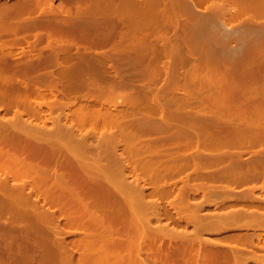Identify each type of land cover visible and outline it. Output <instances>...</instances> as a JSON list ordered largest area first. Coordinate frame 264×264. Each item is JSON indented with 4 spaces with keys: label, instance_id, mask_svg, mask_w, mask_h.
I'll list each match as a JSON object with an SVG mask.
<instances>
[{
    "label": "rangeland",
    "instance_id": "374dc122",
    "mask_svg": "<svg viewBox=\"0 0 264 264\" xmlns=\"http://www.w3.org/2000/svg\"><path fill=\"white\" fill-rule=\"evenodd\" d=\"M21 1L22 0H0V7L1 4L2 6L4 5L3 8H5V4H18ZM40 1V5L35 6L33 11L30 10L28 13H24V15H22L23 18L21 19L24 20V23L23 20H21L20 22H16L17 25L14 23L15 20L9 17L10 20L13 21L11 23V21L7 18L9 15H11V13V16L14 15L13 11H10V13L8 12L9 10H4L6 12V20L3 21V19H0L2 21V23L0 21V28L2 27V24L8 25L9 21V24L11 23L12 26L14 24L19 27L25 24L27 25V28L30 27L29 23L35 22L37 21V19L39 23L38 21L35 22L36 24H38L34 25L33 29L31 27L29 29L21 28V26L16 32L14 30H1L2 28L9 29V25V27H2L0 29V44L1 41L4 42L2 44H4L5 47L6 45L8 46L11 44L10 46L12 48L10 49H13L12 51L8 49L9 46L6 47V49L9 51L8 57L10 56L11 52H13L14 58L18 61L22 60L21 58H23V60H25L26 62L31 58L33 62H35L34 60L38 58V60L36 59L37 61H41L42 63L44 61L45 64L48 61L51 62L50 60H55V58H52L55 55V49L53 48L55 47L56 50L58 48V51H60L59 48L61 49L60 46L63 45L62 43H65L64 40H69L71 42H66H69L70 46H66L65 44H69L65 43L63 46H66V48L62 47L64 48V51L60 52H66L67 55L69 54L70 56L73 54L74 57H70L68 55V57L66 56V58L70 57L69 60L67 61L66 58H64L65 61H62L63 54L58 52L59 55H62L59 56L61 58L57 57L60 59L57 60L58 64L53 62V64L50 66H47L46 64L44 66L40 62L41 64L39 65L38 69L37 67L36 69H34L36 70V73L34 72V70L31 71V76L30 74H25L24 71H20V73L25 74L27 77L22 74L19 75V73L17 72L21 70V68H23V66H21V63L23 61L18 64V62L15 60L18 66H20L19 70L17 69L16 71L17 74H14L15 79H11V76H13L12 73L9 77L10 71H14V69L12 68L9 69V72L7 73L8 76L5 75L8 69L4 70L5 73L3 74L8 77L6 79L8 80V82H10L9 80H11V82H15H12L13 85H18L19 89H14V92L18 90V95H15V101H17V97L20 102L18 101L19 104L17 105L12 103L10 107H8L5 103H0V107L2 108L0 110V114H4V121L9 120L11 123H13V120H15L16 116V119H18V114H23L24 117L20 120L21 123H19V119L17 121L15 120L16 122L13 123V125L15 124V127L13 126L15 129L10 125V127L13 128H10V130L13 134H15L16 132L19 136L24 137V139L26 138L25 141L27 143L31 141L32 138L34 144L37 143L35 147L42 144L41 146L44 148L43 149L40 146V148L37 146L39 149L35 148L34 146H32L33 142H29L28 146L25 143V151L26 149L28 151H32L33 149H43L42 151H44L45 145L47 150V141L49 140L51 142L54 141L53 146L55 144V151L63 147V149L59 150H62L61 152L63 154L64 152H68L69 154L70 152H72L73 149L71 150V147L74 145L73 147L75 149L73 150V153H75L80 158L82 163H89V166L85 171L81 170V173H86L85 177L89 176V179L86 178L84 179L85 181H83V177H81L82 179L80 178V176L83 174L74 173L79 172V168V171L76 168H74L73 171L72 166L68 165V168H66L65 165L63 166V168L65 167V170H62L66 173L67 171H69V173L67 175L63 172L64 176L62 175L61 177H64L66 180L59 178L61 175L59 173V170L61 173L62 170L60 167H58L60 168L58 169V172L55 169L57 172V177L59 176L58 178H56L58 179V181H55L56 172H52L55 174V176L52 175L53 177H50V179L45 182L46 184H44V187L42 185V191L40 190V193L38 192L36 194L34 192L35 187L33 188V186H31L34 189L33 193L32 188L29 190L27 189L29 192L31 190V193L33 195L35 194V196H33L30 193L31 197L33 196V202H37V199L39 198V196H41L39 198V201L37 202L40 203L39 205L41 206H38L35 202L34 203L36 204L37 209H40V207H42V212H44L43 210H45L47 211L46 214L50 213V216H47L51 217L49 218L51 219V221L46 216L47 219H44L48 221L41 219L42 221L40 220V223L39 221L38 223L35 222L37 224L36 226H40L41 229H39V227H36L35 223L31 221H27L28 223L31 222L30 224H27L26 221L20 222L19 220H17V222L15 219V221L13 222V220L10 219L12 216H10L9 214L0 216V264H115L112 261L110 262L111 259H114V255L111 258H108L107 256L108 260H105L103 258L105 256L102 257V261L98 259H92L93 256L95 258L97 253L100 254V250L98 251L99 248H92L88 244L90 243V239L94 238L93 235L97 230L96 228H98L97 232L103 231V234H105L104 239H106L105 237L107 235L109 236L111 232H113L114 234L118 232L119 234V232L125 227V225L126 228H124L122 231H124L125 233V229H128L127 226L129 225V230H127L128 234L126 233L127 236L129 235L128 237L126 236L128 240L131 235L132 238L135 236L137 230L136 228L141 229L145 226L144 228L146 229V231L144 228H142L144 229L145 233L142 232L143 235L138 236L142 237L140 238V241L137 239V236L136 238L134 237L135 239L130 238V240H135V244L138 240V248L137 245H135V249H139L138 251L140 252H138L137 254V251L135 252V249L133 250L137 255L141 253L140 257L142 259H149L148 262L145 259L140 263L157 264L158 261H153V263L152 260L150 261L153 254L151 252L152 247H150L151 243L148 244V241L153 242L152 244L154 245L155 242L152 239L155 238L154 236L157 235L158 237L159 234H161L160 237H163L164 239L162 238V242H158V245H154L155 249L156 247L158 248L159 245H161L162 249H164L165 247V249H167V247L173 248V244H178L180 243V241L182 242V240L179 241V239H177L176 237H174L176 240H173L171 236L170 240L168 237L166 238V236H168V231H166L167 229L165 227L168 224L167 222H169L173 227L171 228L168 226V229L172 230L175 228L176 230L178 228L179 231L176 230L178 232H181L183 230L181 232L183 233L185 230V232L189 231L188 233L191 234V230L193 231V229L196 227L195 223L194 226L193 224H191L193 223L192 221H190L191 218L189 219L190 215H192L193 208H197V210L194 209L195 212L199 211L200 208L199 212L202 211V213H209L214 215V211L216 212L217 209L221 212H223L225 209L226 212L228 211L227 209L231 210L234 208V206L240 205L238 203L234 205L232 202L233 187L231 183H228L227 181H224L222 179L216 180L209 178L208 180L206 179V176L205 178L202 177L204 178L202 180V178H199V176L193 175L195 174V168H198L200 170V173H202L203 175L214 173L217 169L216 164H198L200 162L199 154L212 156L216 153L229 154L233 153L234 151H243L242 156L247 157V154L255 147H264V143H250L244 145V147L242 148L229 144L223 145L220 139L238 134L239 129H245L246 133L248 134L252 132V134H254L255 131L260 130L264 131V117L263 119L259 120L254 113L256 109L254 100L256 98L255 95L257 93V89L263 88L264 86V66H259L256 68L255 66H253V68L249 69H235L226 67L222 70H211L208 67L199 69L197 67V64L199 62L212 60L210 59V57L214 56L212 55L214 53L242 52L245 54H264V15L255 17L253 11L255 5H264V0H155V4L150 1L152 2V5L147 3L148 0H146V2L144 0H137V4L144 1L142 7H144L146 3L147 5H150L151 8L149 6H145L143 10L146 7H149L152 11L149 9V11L151 12H147L149 15L148 16L145 12V10H148V8L144 11L142 10V12H145L146 14L144 16V13H142L139 8L140 5L139 7L135 5L139 8V11L138 8L135 9L136 7L130 4V6L133 7V11L136 10L137 12L138 10L139 13L141 12V17L143 18L144 16L143 19H146L148 16V18L144 20L145 22L142 20V18H137L139 20L135 19L137 20L136 23L134 22V19L133 21L128 17L127 18L131 21H125L126 15L129 13L127 11L125 17L122 15V18L120 17V14L117 13V10H115V16H112L109 13L108 15L102 14L103 16L97 13L99 14V16L97 17L96 13H86V16L85 13L80 12L81 10H79V8L83 6L82 3L84 4V7H86V3H88L87 6L89 7L90 3L93 4L91 0L89 2H86L88 0H52L53 2L51 0ZM226 3H228L227 6L225 5ZM79 4H81V7ZM60 5L63 6L61 7ZM222 5L224 6V8L227 7L225 8L227 9L226 12L224 10L222 11ZM53 10L54 12H52ZM120 11L121 10H118V12ZM238 12L240 14H238L239 16L237 15V17H230L232 14L234 15ZM80 13H83L84 15ZM131 13H129V15H131ZM116 14H118L119 17ZM89 15H91L93 19ZM43 18L44 20L49 18V20L47 19L45 21H42ZM117 18L120 19L117 20ZM50 19L52 21L55 20L53 21L54 24L51 23L52 21H50ZM63 20H65V25H63ZM49 21V26H47V23L45 22ZM56 22L57 24L61 22L62 26H67L65 30H67L68 28L69 30H72L73 27L70 28L68 26L69 24H72L73 26L75 25L73 31L75 30L76 32L77 30V33L81 32L82 30L80 29V31L78 32V29L80 28L79 25L81 24V26L83 25L82 32L89 30V32L87 33L89 34L91 32V35L95 36L96 38L89 35L90 38H92L91 40L93 41L91 42L89 41V36L85 34V32H83L82 35L79 36L81 33L78 35L77 33L75 34L73 33V31L69 32L68 30V34H70L71 32L72 33L67 37L68 34H65L66 31L64 30L65 33L62 32L63 35H61L62 37H64H58H61L64 40L63 42L58 44L60 41L57 37L51 36L52 38H49V36H47V28L54 27ZM131 22L133 24H131ZM38 25L41 27H44L45 25L47 28H40ZM76 25L77 27L79 26L78 29H75ZM146 28H150L149 32L145 31ZM93 32H97V36L101 33L105 34H103L104 36H102L101 34L102 37H97L96 34L93 35ZM106 33L107 35H109L107 36ZM72 35L73 37H71ZM77 35L79 36V38L77 37ZM84 35L88 36L89 39L87 37L84 38ZM72 39L76 40L75 42H77L74 43L75 45L73 44L74 46L71 45L73 43ZM50 40L51 42L58 41L57 44L59 45V47L53 46V48H50L49 45L51 43H48L47 45V41L50 42ZM11 41L12 43L15 41L18 43L20 42L19 45L17 44L18 48L16 47L17 45L15 46L16 42L13 44L14 46H12V43H10ZM32 41H35L34 45L36 44V46L31 44L33 43ZM8 42L10 44H8ZM52 43V45L56 44V42ZM67 47L69 48V51H66ZM51 49L54 50V52ZM50 51L54 53L53 56H51L53 54L52 52V54L49 53ZM13 54H11L10 59H12ZM44 55H47L45 56L47 58H45L46 61L42 59L40 60L39 57L41 56L40 58H42V56ZM48 55H50V57H48ZM24 56H27L28 58L25 57L27 58L25 59ZM48 58H50V60H48ZM31 59L30 61H32ZM225 60L230 61L232 59ZM62 67L63 73L66 72V75L64 77L62 70H60ZM64 68H66L65 71ZM48 71L51 73L53 72L54 76L52 75L53 73L49 75L50 73H48ZM57 71L60 72V75L61 73L63 75L58 76ZM16 75L18 76L16 77ZM33 75H35V78H31ZM215 76L221 81H219L218 83H214L213 81H211V78ZM71 77H74L77 82L82 79L81 83H79V87L81 86L80 88L77 87L78 83L74 79H72L73 83L71 81L70 83H66V81L71 80L69 79ZM76 78H79L80 80H77ZM2 79L4 78L2 77ZM2 79H0V88H3L4 86V83L2 84ZM56 80L58 81V83H56ZM52 81L55 83H53ZM64 82L66 83L65 87L62 85L65 84ZM87 82H90L89 84L93 85L91 86L87 84ZM68 83H72L70 87H73V90H68L71 89L69 87H66ZM74 83L75 86L73 85ZM5 84L7 85V87H9L8 83L5 82ZM82 84H84L86 87L82 88ZM7 87L6 89H8ZM74 87H77L76 90H74ZM87 87L89 88L87 89ZM90 87H93L96 90L94 91L93 89L92 91V88ZM97 87L100 89H98ZM215 88H218L220 90V98L224 100L229 99L234 101V106H229L228 103H224L222 106H218V108L201 105L200 102L203 99L211 97V95L216 90ZM97 91H99L100 93ZM11 92L12 93L9 94H13L12 97H14L13 89L11 90ZM103 92L105 93L103 94ZM23 102H26V104H23ZM49 103L53 105L49 106ZM87 103H89V106L87 105L86 107H88L89 109H105V106L106 109H109L108 107L110 105V109L112 111L114 109L113 113L119 112L120 114L113 120L107 119L108 121L104 119L105 117H97V121H94L95 118L92 120L88 118L89 116H86L87 119L83 121L84 124L82 123L83 125H79L77 117H75L74 115L76 108L77 106L80 107L83 104V106H85ZM27 104H29V106L32 105L33 107H35L36 111H38L39 113L33 111L35 108L31 109L32 107H25V105ZM99 104H101L102 106ZM51 107L53 108L51 109ZM30 109L32 110L31 114ZM216 109H219V111L222 113L219 118L213 117L212 110L214 111ZM232 110L234 111V113L232 112ZM17 111L20 113H18ZM16 112L18 113L17 115ZM33 112L34 114L36 113V116H33ZM86 117H84V119ZM26 120L28 121V123L26 122ZM16 124H19L20 127L24 126V133H19V130L16 129V127H18V125L16 126ZM25 124H28L30 127ZM30 124H32V126ZM33 127L34 129H31ZM15 130H18V132ZM26 135H28L29 137ZM56 140L57 143L59 141V147L56 146ZM61 142L64 146L60 144ZM44 143L45 145L43 146ZM29 146H31V150L30 148H27ZM185 155H189L190 157L191 155L194 156H192L193 159H189L191 162L189 160H186L190 163L186 166L187 169L181 172L182 174L180 172L176 173L175 171L176 174L172 172V174L174 173L175 175H170V178L169 176H165L164 179H168V182L166 180L164 182V179L162 182L161 179L160 182L158 181L160 184L156 183L157 181L155 182V184L154 182L152 183V180L156 179V176H154L155 178L152 180L151 178H153V175L157 170L158 173H156L155 175L159 174V166H161L162 164L164 165V163H166L167 161L171 162V158L172 161L174 160L176 161V163L178 161L184 164L186 163L185 159L183 158ZM173 157H175L176 159H173ZM69 166L71 167V170H69ZM104 166L107 167V173H116L117 177H122L125 180L124 183L126 182L125 184L129 192H125L122 197L128 198L130 205L129 208L125 206V203H119V201L124 202L125 198H123V200L122 197L119 196V194L114 193L115 195H113V191H111V189L102 180V178L97 177V179L94 177L93 179L92 176H90L91 173L96 171L98 167ZM123 168L124 171H122ZM70 171L73 172V174H71ZM74 174H76V177L74 176ZM79 174L80 176L78 177L77 175ZM189 174H192L193 176ZM71 175H73V177L77 179L80 178L82 181L80 182V180L74 178L72 179V182L73 184H75L72 185V182H70V177H72ZM184 176L187 179H182L184 178ZM68 178H70V180H68ZM92 179L95 180L94 183H92ZM62 180L65 183H62ZM89 180L91 182L90 184L88 183ZM181 180L186 184L189 183L190 187L186 184L184 185ZM77 181L79 182L77 183L79 186L75 187L77 185ZM86 181L88 184H86ZM68 182H70L71 184ZM96 182L97 187L94 186ZM102 182H104L107 186H105ZM161 182L163 184H161ZM169 182L173 183L169 185ZM99 183L101 184V186ZM150 183L151 185L153 184L152 187H149ZM164 184L168 185L164 186ZM156 185L158 186V189L159 186H163L165 188L173 187L172 189L175 195H179L181 193L179 192V190L182 191L185 195L183 193L181 194H183L186 198H184L185 202H181V205L188 209H181L180 205L178 206V203L176 204V202H180V200L178 201L177 198H173L172 192L170 193L171 195H169V193H165L166 195L168 194L167 197L163 192L162 193L166 197L165 200H173V205L174 200H176L174 206L176 209L179 208V213L176 211V209L174 211L173 205H169V203L171 204V202L168 201V203L163 199L165 198L163 194H161L162 197H159L160 195L158 194L156 195L158 196L157 198H155L156 196L148 197L149 192L157 187ZM175 185L178 188H176ZM205 185H213V187L211 186L210 188L212 189H209V187L207 188ZM52 186H54V188ZM103 186L105 188H108V190L105 189L107 191L106 193H104L106 196L103 194ZM139 186L141 187L139 188ZM183 186L184 189H182ZM202 186L205 188H203ZM174 188L176 189L174 190ZM50 189L52 190V192L50 191ZM109 191H111V193H109ZM48 192H50L51 195ZM143 192L144 194L148 193L147 198L143 195L145 197V200H154L158 204H160V213L161 211L162 213L158 221L161 220L163 223L162 225L161 222L156 221L158 219V214L156 212L146 211L149 207L148 205H146L148 206L146 207V210L145 208H138L137 196H139L140 193L142 195ZM98 193L99 195H101L99 196ZM108 193L112 194L113 197L110 195L107 196ZM102 194L107 198H104ZM95 196L103 197L101 198L103 201V205L100 201V204H97L98 202H95V198L96 201L100 199ZM108 197L112 198L111 202H113V207L112 205H110L111 202L107 203L106 205L104 204V202H107V199L108 201H110ZM57 198H59L58 201H60V199L61 201L57 202ZM114 199H116V201L118 200L117 202L120 204V208L117 207L119 204ZM186 200L190 202L191 207L190 205L188 207L184 206L186 205V203H188L186 202ZM93 201L95 203L94 205ZM114 203L115 206L117 203L116 208H114ZM204 203H207L208 205L205 204L203 209L201 210L202 207L200 206H202V204ZM121 204L124 206V209L127 210L124 211V209L122 208L123 206L121 207ZM192 204L199 206V208L195 205L193 206ZM63 209L67 210H65L66 213H64V211L62 212ZM116 209H118V213ZM119 209H123V214L125 212H128L124 214L125 216L126 214H128L126 216L128 219L123 217L125 222H123L124 220L121 219L120 220L122 222H120V220H117L119 218H116L117 214L121 212ZM148 209L151 210L152 208L149 207ZM68 211H70V213ZM102 211H108V213L105 212V214L103 215V213H101ZM166 211L169 214L166 216L169 217L171 215V219L170 217H165V215L163 214L164 212L165 214H167ZM194 211L193 213H195ZM111 212H116L117 214L115 213L114 215ZM96 213L99 215H97ZM95 214L96 216H94ZM143 214L144 216L142 217L141 215ZM149 214L151 216H148V218L152 217V221H150V218H147L146 220L145 215L147 216ZM72 215L75 216L74 219H72ZM91 215H93L95 221V217H97V221L89 224L92 218ZM162 215L165 218H163ZM71 216L72 218H70ZM182 216L185 218V220L184 218H182ZM76 217L84 218L82 221L80 218V220L77 219L79 222H82L81 224L75 219ZM139 217L144 221H138ZM186 217L189 220H187ZM88 218H90L89 223L87 221ZM113 218H115L116 220L114 221ZM129 218H132L131 223L129 221ZM70 219L76 220L75 223L70 222ZM212 220L213 219H211V221ZM98 221L100 223L101 221L103 222V225L101 224L102 228L101 226H99L100 223ZM128 221L130 224L128 223ZM172 221H174L175 223L177 222L176 225H174V222ZM187 221H190L189 225ZM76 222H78V224ZM97 222L99 224L96 226L95 223ZM179 222L182 224L178 225ZM143 223L144 226L142 225ZM92 224L96 226V228L93 227L94 230L91 229L92 227H88ZM123 224L124 227L122 228L121 225ZM161 227L165 228H162L163 230H160ZM105 228H108V233L104 232L105 230H107ZM184 228H186L187 230ZM118 229L119 231H117ZM142 229L141 231H143ZM155 229H157L158 231L160 230L159 232H162L164 235H162V233L157 234L158 231ZM224 229H221L222 234L220 235H228V237L229 235H237L234 234V232L238 231V229L234 228L233 224H231L228 228L224 227ZM122 231L119 235L123 238L124 233ZM203 231L202 234L204 235H202L201 233L200 234L205 238L206 235H208L207 238L210 237L211 239H213L215 235H217L213 232V228L206 229V235ZM131 232L133 233L130 234ZM152 233H156L153 238H151L152 235H150ZM85 234H87V236ZM147 234H149V237L151 236V240L150 238H145L148 237ZM112 235L113 234H111L110 236L112 237ZM240 235L239 236L241 238L239 237L240 239L237 240H230L229 238H227V236H224L226 239L223 237V239L215 240L214 243L211 240L209 242L212 243H204L203 246L210 247L212 249H220L223 254L226 249L237 247L241 249L240 253H242V256L247 253L246 256L248 257L246 258L247 260L243 259L246 256H244L243 258L240 257L242 260H245L241 261L240 259L241 264H264V233ZM108 236L106 241H108V239L114 240V238H117L118 235L116 233V237L114 238H111L110 236V238H108ZM85 237L86 239L84 241L86 242L87 238H90L88 244L86 243V245H88L89 247L85 245V242L83 243L85 246H83L82 244V241ZM126 237H124L123 239H125ZM141 239L144 242L145 239L147 240V242H145V246L148 245V247H150V251L148 247H146L145 249L143 248L144 243L141 244ZM52 240H54L55 243H53L54 241ZM156 240L157 238L155 239V241ZM171 240H173L174 242L172 241V245H168ZM57 241H61L60 244L62 246H60ZM62 241L64 242L62 243ZM110 241L105 242L104 240L103 243H112L113 245V242ZM103 243L101 242L100 244ZM107 245L108 247L111 246V244ZM139 247L141 249L143 248V250H141ZM147 248L149 253L147 251ZM243 248L244 252L246 253L242 252ZM66 249L67 251H69L68 253H72L70 254V256H68L69 254H66ZM216 249H213L212 251H215ZM109 250L112 251L111 254L115 251V249ZM133 250L131 251L133 252ZM51 251H54V255L51 254ZM64 251H66V253ZM109 252L110 251H108V254L110 255ZM61 254L63 255L61 256ZM104 254H106V251ZM149 254L151 255L150 258L148 257ZM86 255H88V258H92L87 259ZM145 256H147L148 258ZM173 256H175V258ZM173 256H171L174 258L173 261H176L178 256ZM220 256V259L222 258V256L224 257L221 252ZM62 257H65V259H67H60ZM81 257L84 258L85 262L80 261V259H83ZM96 257L99 258L98 255ZM171 257H169V261ZM226 257L229 258V253L223 259H226ZM161 263L162 261L160 262V264Z\"/></svg>",
    "mask_w": 264,
    "mask_h": 264
},
{
    "label": "bare ground",
    "instance_id": "6f19581e",
    "mask_svg": "<svg viewBox=\"0 0 264 264\" xmlns=\"http://www.w3.org/2000/svg\"><path fill=\"white\" fill-rule=\"evenodd\" d=\"M52 1V0H51ZM50 1V2H51ZM90 0H88V1H86V2H89ZM92 2H93V4L92 3H90V5H89V7L87 6V4L88 3H86V7H84V4L82 3V7H81V4H79L80 5V7L81 8H79V10H81L80 12H83V13H85V15L87 16V14H92V13H99L100 15H102V14H107L108 15V13L109 14H111L112 16L115 14V10H117V13H119L120 14V17L122 18V15L125 17V15H126V13L127 12H129V13H131V15H129V13L126 15V20L125 21H129L130 19L131 20H135V19H137V18H142L141 17V12H142V10H143V8L145 7V6H149L150 7V5H152V2L154 3L155 2V0H148V4H150V5H147V3H146V5L144 6V7H142V5H143V3H144V1L146 2V0H144L142 3H136V2H138L137 0H96V1H94V0H91ZM150 1H152V2H150ZM228 1V0H227ZM40 0H22L20 3H18V4H14V3H9L8 5L7 4H5L6 5V7L5 8H3L4 7V5L2 6V4H1V7H0V19H3V21H5L6 20V10H9L8 12H12L13 11V13H14V15L13 16H11L12 15V13H11V15H7L8 17V19L10 20V18L11 19H13V20H15V24L17 25V23L16 22H20L21 20H23V19H21V18H23V16L22 15H24V13H28L30 10L31 11H33L34 10V7L35 6H38V5H40ZM53 2V1H52ZM51 2V3H52ZM85 2V1H84ZM80 3V2H79ZM130 4L132 5V6H135V5H137L138 7H139V5H140V10H141V12L139 13V8L137 7V6H135L136 8L135 9H137L138 8V10H137V12H136V10L135 11H133L132 9H133V7L132 6H130ZM155 4V3H154ZM227 4L228 3H226L225 5L227 6ZM48 5H49V3H48ZM61 6V5H60ZM63 6V5H62ZM61 6V7H62ZM223 6V5H222ZM65 7V6H64ZM84 7V8H83ZM130 7H132V8H130ZM141 7H142V9H141ZM149 7H146L145 9H147L148 8V10H145V12H146V14L148 15V13L149 12H151L152 10L149 8ZM49 8H50V6H49ZM225 8H227V7H225ZM224 8V6L223 7H221V9H222V11L224 10L225 12L227 11V9H225ZM132 11H131V10ZM149 9L151 10V11H149ZM5 10V11H4ZM50 10H51V8H50ZM49 10V11H50ZM118 10H121L120 12H122V13H120V12H118ZM131 12H130V11ZM143 10V11H144ZM3 11V12H2ZM48 11V12H49ZM127 11V12H126ZM253 11H254V16L256 17V16H259V15H264V5H255V8L253 9ZM52 12H54V10L52 11ZM137 13V15H136V13ZM145 12H142V13H144V16L146 15L145 14ZM148 12V13H147ZM224 12V13H225ZM83 13H80V14H83ZM87 13V14H86ZM113 13V14H112ZM99 14H97L96 15V17L97 16H99ZM230 14V13H229ZM239 14V12L238 13H236V14H230L231 16V18H232V16L234 17V16H236L237 17V15ZM84 15V14H83ZM111 15H110V17H111ZM117 16H118V14H116ZM129 15V16H128ZM140 15V16H139ZM240 15V14H239ZM238 15V16H239ZM91 18H92V16L91 15H89ZM103 16V15H102ZM115 16V15H114ZM139 16V17H138ZM142 16H143V14H142ZM144 16H143V18H144ZM149 16V15H148ZM148 16H147V18H148ZM10 17V18H9ZM94 17V16H93ZM109 17V16H108ZM107 17V18H108ZM119 17V16H118ZM130 18V19H128V18ZM99 18V17H98ZM106 18V17H105ZM142 18V20L144 21V20H146V19H143ZM48 20H49V18H47ZM47 19H45V20H47ZM93 19V18H92ZM111 19V18H110ZM112 19H114V18H112ZM115 19H116V17H115ZM120 19V18H119ZM118 18H117V20H119ZM139 19H137V20H139ZM8 20V21H9ZM34 20V19H33ZM44 20V18L42 19V21ZM44 20V21H45ZM124 20V19H123ZM123 20H121V21H123ZM130 20V21H131ZM133 20V21H134ZM137 20H135L134 22L136 23V21ZM1 21V20H0ZM11 21V23L13 22L12 20H10ZM9 21V22H10ZM37 21H38V19H37ZM37 21H35V22H37ZM41 21V20H40ZM50 21H52L51 19H50ZM50 21L49 22H45V23H47V26H49V23H50ZM53 21H55V20H53ZM51 22V23H53L54 24V22ZM113 21V20H112ZM9 22H8V25L11 27L12 26V24L10 23L9 24ZM31 22V21H30ZM35 22H31V23H29L30 24V27L33 29V27H34V25H37L38 23H39V21H38V23L36 24ZM62 22V21H61ZM61 22H59V24H57V22H56V24L54 25V27H49V28H47L45 25H44V27H41V26H43V25H41V24H39V25H41V26H39L40 28H47V31H48V34H47V36H49V38L51 37V36H54V37H59V36H61V35H63L62 34V32H64V30L66 29V27L65 26H62V23ZM65 20H63V25H65ZM145 22V21H144ZM1 23H2V21H1ZM5 23V22H4ZM23 23H24V20H23ZM22 23V24H23ZM60 23H61V25H60ZM128 23H130V22H128ZM6 24H7V21H6ZM20 24V23H19ZM29 24H28V27H29ZM52 24V25H53ZM68 24V23H67ZM131 24H133L132 22H131ZM8 25H3L2 24V27H9ZM16 25H14L13 24V26L10 28L9 27V29H3L2 27V29L1 30H11V31H17L21 26H19V27H17ZM70 25H72V24H69L68 26L70 27V28H74V26L72 25V26H70ZM79 25V24H78ZM0 26H1V24H0ZM23 26H25V27H23ZM21 28H27V25H23ZM79 26H80V28H79ZM78 27H77V25H76V27H75V29H78V32L80 31V29H82L83 30V28H82V26H81V24L79 25ZM144 26V25H143ZM29 27V28H30ZM38 27V28H39ZM29 28H27V29H29ZM36 28V27H35ZM73 28H72V30H69V28L67 29L69 32L70 31H73ZM67 30H65L66 31V33L65 34H68L67 33ZM82 30H81V32H79V33H77V30H76V32H75V30L73 31V33H77L79 36H81L82 35V33L83 32H85V34H87L88 36L90 35V36H92L91 34V32L88 34L87 32H89V30L88 31H83L82 32ZM72 33V32H71ZM70 33V34H71ZM70 34H68L67 35V37L70 35ZM74 34V35H75ZM96 34V36H97V32H93V35H95ZM102 34V36H104L103 34H105V33H101ZM101 34H99L97 37H99V36H101ZM77 35V37L79 38V36ZM106 35H107V33H106ZM109 35V34H108ZM107 35V36H108ZM88 36H85L84 35V38H88ZM90 36H89V38H90ZM101 36V37H102ZM53 37V38H54ZM62 37V36H61ZM58 38L59 39V43L58 44H60L61 42H63V40L64 39H62V38ZM71 37H73V35L71 36ZM76 37V36H75ZM92 37H94V38H96L95 36H92ZM106 37V36H105ZM104 37V38H105ZM48 38V39H49ZM52 38V37H51ZM81 38V37H80ZM88 38V39H89ZM107 38V37H106ZM62 41H61V40ZM92 38H90L89 39V41H91V42H93L92 40H91ZM52 40V39H51ZM51 40H50V42H48L47 41V45H48V43H51L50 45H49V47L51 48H53V46H58L59 47V45L57 44V42L58 41H52V42H56V44L55 45H52L53 43L51 42ZM55 40V39H54ZM73 40V39H72ZM66 41H69V40H64V42L65 43H68L69 44V42H71V41H69V42H66ZM76 40H73L72 42V44L71 45H73L74 43H77V42H75ZM16 42V41H15ZM15 42H13L12 43V41L10 42V43H12V46H14L13 44L15 43ZM33 42V41H32ZM95 42V41H94ZM97 42V41H96ZM100 42V41H99ZM103 42V41H102ZM2 43H4L3 41H1V44H0V79H2V77L4 78V79H2V84L4 83V86H3V88H0V103H5L8 107H10L11 106V104L13 103V104H19L18 103V98L16 97V99H17V101H15V95L18 93V90L16 91V92H14V89H17L18 88V85H13V83H15L14 81H12L11 82V80H9L10 82H8V80H6L8 77H6L5 75H7V73L9 72V69L10 68H12V69H14V71H10V73H9V77L11 76L10 74L12 73L13 74V76H14V74H17V72L19 73V75H21L22 73H20V71H24L25 72V74H30V76L32 75L31 74V71H33L34 69H36V67H37V69H38V67H39V65L42 63L41 61V63L39 62V61H37L38 60V58H36L34 61L35 62H33V60L32 61H30V59H28V61H26L25 62V60H23V58H21L22 60H20V61H18L17 59H15L14 58V54H13V52H11L12 50L10 49V48H12L10 45V43L8 42V44H10V45H8L9 46V48L8 49H10L11 51V54H13V56H12V59H10L11 57V54H10V56L8 57V55H9V51L6 49V47H8L7 45H6V47L4 46V44H2ZM7 43V42H6ZM20 43V42H19ZM19 43L18 42H16L15 43V46L18 44L19 45ZM34 43H35V41L33 42V43H31L32 45H34ZM65 43H62L63 45L65 44ZM18 45L16 46L17 48H18ZM30 45V44H29ZM31 45V46H32ZM60 46L61 47V49L59 48V50L60 51H64L63 49L64 48H66V46H70V44L69 45H67V44H65L66 46L64 47V46ZM75 45V44H74ZM73 45V46H74ZM34 46H36V44L34 45ZM91 46V45H90ZM62 47H64V48H62ZM31 48V47H30ZM33 48V47H32ZM71 48V47H70ZM22 49V48H21ZM53 49H55V55H54V50H52V51H50L49 53H51L50 55L51 56H53L52 58H55V60L54 61H52V60H50V58H48V60H50L51 62H49L48 60V62L49 63H51V64H49L48 62V64L47 63H45L47 66H50V65H52L53 64V62H55V63H57L58 61V59L59 58H61V57H59V56H62L61 54L59 55V53L58 52H60V51H58V48H57V50H56V48L54 47ZM71 50V49H70ZM66 51H69V48L67 47V49H66ZM60 53H62V52H60ZM64 53H66V52H64ZM64 53H62L63 54V60L62 61H65L64 60V58H66V56L68 57V55H67V53L66 54H64ZM47 54V53H46ZM70 54H71V52H70ZM75 54V53H74ZM50 55H48V57H50ZM65 55V56H64ZM45 56H47V55H44V56H42V58H40L39 57V59L41 60H45ZM70 56V55H69ZM71 56H73V54L71 55ZM70 56V57H71ZM25 57H27V56H24V58ZM44 57V58H43ZM57 57H59V58H57ZM69 57V58H70ZM74 57V56H73ZM14 58V59H13ZM28 58V57H27ZM27 58H25V59H27ZM51 58V59H52ZM69 58H66V60L68 61L69 60ZM47 59V58H46ZM74 59V58H73ZM12 60H14V61H12ZM18 62V64L19 63H21L22 61L24 62H22L21 64V66H23V68H21V70H19V67L20 66H18V64H17V62ZM60 60V59H59ZM71 60V59H70ZM37 61V62H36ZM46 61V60H45ZM55 63H54V65H55ZM62 63V62H61ZM44 66H45V64H44V61H43V63H42ZM58 64V63H57ZM60 64V63H59ZM60 66V65H59ZM41 67V66H40ZM73 68V67H72ZM8 69V71H6V73L4 72V70H7ZM11 69V70H12ZM17 69L19 70V71H17ZM69 69V68H68ZM60 70H62V73H63V67L60 69ZM66 70V68H64V71ZM17 71V72H16ZM34 72L36 73V70H34ZM58 73H57V75L58 76H61V75H63V77L66 75L65 73H61V75L59 74L60 72L59 71H57ZM68 72V71H67ZM3 73H5V75L3 74ZM48 73H50L49 75H51L52 73L51 72H49L48 71ZM25 74H22V75H25ZM56 74V73H55ZM2 75V76H1ZM5 77H4V76ZM53 76H54V73L52 74ZM8 76V75H7ZM13 76H11V79L12 80H14L15 79V76L13 77ZM18 75H16V77H17ZM25 77H27L26 75H25ZM35 78V75H33L31 78ZM57 77V76H56ZM28 78H29V76H28ZM10 79V78H9ZM69 79H71V80H69ZM68 80L69 81H66V83L67 82H69L70 83V81L72 82V79H74L75 80V78L74 77H71V78H69ZM77 79V78H76ZM79 79V78H78ZM77 79V80H78ZM5 80V81H4ZM73 80V81H74ZM80 80V79H79ZM82 80V79H81ZM81 80L79 81V82H77L76 80V82L78 83V86H77V84H76V86L77 87H79V83H81ZM1 81V80H0ZM57 81V80H56ZM74 81V82H75ZM5 82L6 83H8V86L9 87H7V85L5 84ZM53 82V81H52ZM53 83H55V82H53ZM52 83V84H53ZM56 83H58V81L56 82ZM65 83V82H64ZM66 83L65 84H62L64 87H65V85H66ZM67 84V88L69 87V88H71L70 87V85L73 83H71V84ZM83 83V82H82ZM90 83V82H89ZM88 82H87V84H89ZM92 83V82H91ZM94 83V82H93ZM0 84H1V82H0ZM11 84V85H10ZM86 84V85H87ZM95 84V83H94ZM55 85V84H54ZM57 85V84H56ZM74 86H75V83L73 84ZM72 85V86H73ZM89 85H93V84H89ZM8 88V89H6V87ZM97 86V85H96ZM76 87V88H77ZM81 87V86H80ZM79 87V88H80ZM83 87H86L84 84H82V88ZM10 88H11V90L13 89V93H14V97H12V95L13 94H9V93H12L11 92V90H10ZM75 88V87H74ZM76 88L74 89V90H76ZM89 87H87V89H88ZM90 88H92L91 90L93 91V87H90ZM98 88V87H97ZM19 89V88H18ZM98 89H100V88H98ZM68 90H73V87L71 88V89H68ZM96 89H94V91H95ZM97 92H99V91H97ZM102 92V91H101ZM100 93V92H99ZM98 93V94H99ZM105 92H103V94H104ZM98 94H97V96H98ZM11 95V96H10ZM18 95V94H17ZM16 95V96H17ZM101 95H102V93H101ZM100 95V96H101ZM14 98V99H13ZM14 102H16V103H14ZM20 102V101H19ZM23 104H26V102H23ZM89 103H87L85 106H83L82 104V106H80V107H78L77 106V108H76V111H75V117H77V121L79 122V125H81L82 123H83V121H85L86 119H87V117L86 116H89L88 118H90V119H94V121H97V117H105L104 119L105 120H113L114 118H117L118 116H119V112H115V113H113V111H114V109H113V111L110 109L111 107H110V105H109V107H108V105H107V107L109 108V109H106V106H105V109L103 108H101V109H94V108H88V107H86L87 105H88ZM46 105H48V104H46ZM51 105H53V104H50L49 103V106H51ZM99 105H101V104H99ZM26 106H28V108H31V109H33V108H35V107H33L32 105H30L29 106V104H27V105H25V107ZM40 106V105H39ZM89 106V105H88ZM102 106V105H101ZM91 107V106H90ZM53 107H51V109H52ZM2 108L0 107V110H1ZM30 109V110H31ZM93 109V110H92ZM29 110V111H30ZM48 110H49V108H48ZM33 111H35V112H37V113H39L38 111H36V108L33 110ZM1 112V111H0ZM18 112V111H17ZM16 112V115L18 114V113H20V112H18L17 113ZM31 112H32V110L30 111V114H31ZM22 113V112H21ZM2 114V113H1ZM0 114V216H2V215H10V216H12L10 219H12L13 220V222L16 220H19L20 222H24V221H26V223L27 224H30L31 222H33V223H35V222H37L38 223V221H39V223H40V220L41 219H44V218H46L47 219V217L48 216H50V213H48V214H46V212L47 211H45V210H43L44 212H42V207H40V209H37V207H36V204L38 205V206H41V205H39L40 203H37L38 201H39V198L41 197V196H39V198L37 199L38 201L36 202V201H34L33 202V196H35V194L33 195L32 193H33V188L35 187V193L37 194L38 192L40 193V190H41V188H42V185H43V187H44V184H46L45 182L48 180V179H50V177L52 178L53 176L52 175H54L55 176V172H56V170H57V172H58V169H60L61 168V170L62 169H64L63 168V166H65L66 165V168H68V165H70V166H72V169H73V171H74V168H76L78 171H79V169H80V171L79 172H74V173H80V174H83V175H81L80 176V174L79 175H77L78 177L80 176V178L81 177H83V181H85L84 179H89L88 177H85L86 176V173L84 174V172L83 173H81V170L82 171H85L86 170V168L89 166V163L87 164V162L85 163V162H83L82 163V161L80 160V158L75 154V153H73V150L75 149L73 146V148L71 147V150H72V152H70L69 154H68V152H64V154L61 152L62 150H59V149H63V147L62 148H59L58 150H59V152H58V150H56L55 151V144H54V146H53V142H51V141H47L48 142V145H47V150H46V145H45V143L43 144V146L45 145V150L44 151H42L44 148L41 146L42 144H40V145H37L38 147L40 146L41 148H43L42 150L40 149V150H38L39 148L36 146L35 147V145L37 144H34V141H32L33 139L31 138V141H29V142H33V144H32V146H34L35 148H38V149H33L32 151H28L27 149H26V151H25V149L24 148H26V144H27V146L29 145V142L27 143L25 140H26V138L24 139V137H21V136H19L16 132H15V134H13L12 133V131L10 130V128L11 127H15V124L13 125V123H15L18 119H19V123H21L20 122V120L24 117L23 116V114H18V119H16L17 118V116H16V118H15V120H13V123H11L9 120H6V121H4V114H2L1 115ZM25 114V113H24ZM87 114V115H86ZM26 115V114H25ZM36 116V113L34 114V112H33V116ZM14 116H15V114H14ZM39 116V115H38ZM84 117H86L85 119H84ZM100 119V118H99ZM89 120V119H88ZM87 120V121H88ZM107 120V121H108ZM91 121V120H90ZM26 122L28 123V121L26 120ZM18 123V122H17ZM24 123H25V121H24ZM84 124V123H83ZM82 124V125H83ZM10 125H11V127H10ZM18 125V127H16V129H18L19 130V133L20 132H22V133H24L23 131H24V126L23 127H20V125L19 124H16V126ZM22 125H23V123H22ZM21 125V126H22ZM25 125H27V126H29L28 124H25ZM31 126H32V124H30ZM13 127V128H14ZM30 127V126H29ZM13 128H11V129H13ZM26 128V127H25ZM15 129V128H14ZM31 129H34V127L33 128H31ZM18 130H15V131H17L18 132ZM260 130V129H259ZM14 131V130H13ZM263 130H260V131H255L254 132V134H252V133H246V130L245 129H239V131H238V134H235V135H231V136H227L226 138H220L221 139V141H222V144L223 145H226V144H229V145H233V146H239V147H244V145H247V144H252V143H254V142H256V141H258V140H260V136H256L255 135V133L256 132H262ZM21 133V134H22ZM23 135V134H22ZM26 136H28V135H26ZM29 137V136H28ZM30 140V139H29ZM28 141V140H27ZM37 142V141H36ZM26 143V144H25ZM24 144V145H23ZM60 144H62V142L60 143ZM65 144V143H64ZM30 145H31V143H30ZM63 145V144H62ZM67 145V144H66ZM56 146H58L59 147V141H58V143H57V140H56ZM64 146V145H63ZM33 147V148H34ZM70 147V146H69ZM219 147H220V145H219ZM28 149L30 148V150H31V146H29V147H27ZM66 148H67V146H66ZM57 149V148H56ZM70 149V148H69ZM243 152V151H242ZM242 152H240L239 154H240V156H242ZM62 153V154H61ZM237 153V152H236ZM230 154V155H229ZM229 154H220V153H216V154H214V155H212V157H215V160L216 161H214V162H216V165H218L217 166V169H216V171L214 172V173H210V174H207V175H203L202 173H200V170L198 169V168H195V174H193V175H195V176H199V178H202V177H204L205 178V176H206V179H208L209 180V178H211V179H216V180H218V179H222V180H225V181H228V180H233L236 176H238L239 174L238 173H234V171H235V169H234V171H233V169H231V167H228L227 165L226 166H224V167H222V162H221V164H219V158H223V157H226L227 155H229V156H231L232 154L231 153H229ZM234 155H236V157H237V155H238V153L237 154H235V153H233ZM200 156V162L198 163V164H204V163H206V160H207V157L205 156V155H203V154H199ZM192 156H194V155H191V157L189 156V155H185L183 158L185 159V161L186 160H189L190 158H192L193 159V157ZM239 156V155H238ZM232 157H235V156H232ZM175 157H173V159H174ZM195 158V157H194ZM218 158V159H217ZM222 158L220 159V161L222 160ZM176 159V158H175ZM171 160V162H166V163H164V165L162 164L161 166H159V174H157V175H155L156 173H158V170L156 171V173L153 175V178H151V180L152 179H154L155 177L154 176H156V179H154V180H152V183L154 182V184H155V182L156 183H158V184H160L159 182L161 181V179H162V182H163V179L165 178V176H169V178L171 177L170 175H172L173 176V174L175 173V171H176V173H178V172H182L183 170H185V169H187V165L191 162L190 160V162L189 161H186V163H184V164H182L181 162H178L177 161V163H176V161H172V158L170 159ZM174 162V163H173ZM229 163H231V162H229ZM170 164V165H169ZM172 164V165H171ZM179 164V165H178ZM232 164V163H231ZM230 165V164H229ZM54 167V168H52V167ZM69 166V170H71V167ZM58 167H60V168H58ZM79 168V169H78ZM56 169V170H55ZM65 170V169H64ZM76 170V171H77ZM238 170V169H237ZM236 170V171H237ZM122 171H124V168H123V170ZM52 172H54V173H52ZM57 172H56V176H55V179L56 178H58L57 177ZM63 170H62V173L60 172V170H59V173L61 174H59L60 175V177L59 178H61V179H65L64 177L62 178L61 176L63 175ZM71 172V171H70ZM172 172H174L173 174H172ZM239 172V171H238ZM64 173H66V172H64ZM68 173H69V171H67V175H68ZM175 173V174H176ZM71 174H73V172H71ZM76 174H74V176L76 175ZM88 174V173H87ZM174 174V175H175ZM182 174V173H181ZM117 174L116 173H114V174H110V173H107V167L106 166H104V167H98L97 168V170L96 171H94V172H92L91 173V175L90 176H92V178L94 179V177L95 178H102V180L108 185V187L111 189V191H113V195H115V194H119V196L120 197H122L123 196V194L125 193V192H129L128 191V189H127V186H126V182L124 183V179L121 177H117L116 176ZM125 175V174H124ZM189 175H192V174H189ZM192 175V176H193ZM64 176V175H63ZM72 177H70L71 178V181L70 182H72V179H74L75 177H73V175H71ZM201 176V177H200ZM186 177H188V176H186ZM208 177V178H207ZM70 178H68V180H70ZM77 179V178H75V179H77V180H80V182L82 181L81 179ZM91 178V177H90ZM97 178V179H98ZM182 178V177H181ZM196 178V177H195ZM198 178V179H199ZM204 178H202V180L204 179ZM92 179V180H93ZM96 179V180H97ZM182 179H187V178H185V176H184V178H182ZM189 179V178H188ZM52 180V179H51ZM51 180H49V181H51ZM53 180H54V178H53ZM62 180V183L64 182ZM66 180V179H65ZM91 180V181H92ZM101 180V181H102ZM165 180L166 179H164V182H165ZM168 180V179H167ZM166 180V181H167ZM190 180H191V176H190ZM189 180V181H190ZM194 180V179H193ZM207 180V181H208ZM55 181H58V179H56ZM76 181V180H75ZM74 181V182H75ZM159 181V182H158ZM176 181V180H175ZM182 181V180H181ZM180 181V182H181ZM212 181V180H211ZM70 182H68V183H70ZM95 182V180H93L92 181V183H94ZM104 182H102L104 185H105V183ZM161 182V184H163ZM168 182V181H167ZM177 182H178V180H177ZM183 183H184V185L186 184L184 181H182ZM181 182V183H182ZM187 182V181H186ZM47 183H49V182H47ZM59 183H60V180H59ZM65 183V182H64ZM77 183H79L78 181L76 182V184ZM83 183H85V182H83ZM89 184L91 183L90 182V180H89V182H88ZM87 183V181H86V184H88ZM101 183V182H100ZM99 183V184H100ZM173 183V182H172ZM172 183H168L169 185L170 184H172ZM200 183H202V182H200ZM71 184V183H70ZM75 184V183H74ZM73 184V182H72V185H74ZM97 182L95 183V185L94 186H96L97 187ZM145 184V183H144ZM157 184V185H158ZM168 184H166V185H168ZM64 185V184H63ZM66 185V184H65ZM82 185H85V184H82ZM81 185V186H82ZM107 185H105V186H107ZM153 185V184H152ZM152 185H151V183L149 184V187L151 186L152 187ZM156 185V186H157ZM165 184H164V186H166ZM177 185V184H176ZM176 185H175V187H176ZM186 185H188L189 186V183L188 184H186ZM31 186H33V188L31 187ZM77 186H79L78 184L75 186V187H77ZM99 186V185H98ZM100 186H101V184H100ZM138 186V185H137ZM206 186V185H205ZM212 187H213V185H211ZM210 185H207L206 187L208 188L209 187V189H212V188H210L211 187ZM30 187V188H29ZM53 188H54V186H52ZM141 186H139V188H140ZM154 187V186H153ZM163 186H159V189H158V186L157 187H155L151 192H149V196H148V193L146 194H144V192L142 193V195H141V193H140V195L139 196H137V203H138V208L139 209H144L145 208V210H146V207H151L152 209V211L151 210H149L148 208H147V210L146 211H149V212H156L158 215V219L156 220L157 222H161V225L163 224L162 223V221L160 220V221H158L159 219H160V217H161V213H162V211H161V213H160V204H158L156 201H154V200H145L144 198L146 197L147 198V196L148 197H150V196H156L157 194L158 195H160L159 197H162L161 196V194H165V193H169V195H171L170 193L172 192V197L173 198H177V200L179 201L180 200V202H176V204L178 203V206L180 205V208L182 209V208H184V209H188V208H186V207H183L181 204V202L183 201V202H185V199L184 198H186V197H184V193L182 192V191H180L179 190V192H181V193H183V194H179V195H175V193H173V187L171 188H165V187H163ZM190 187V186H189ZM203 187V186H202ZM32 188V193H31V190H30V192L28 191L29 189H31ZM103 188H104V191H103V194L104 193H106L107 191L106 190H108V188L106 187H104L103 186ZM176 188H178V187H176ZM176 188H174V190L176 189ZM181 188V187H180ZM179 188V189H180ZM203 188H205V187H203ZM28 189V190H27ZM52 189V188H51ZM50 189V191L52 192V190ZM100 189V188H99ZM106 189V190H105ZM138 189V188H137ZM182 189H184V186L182 187ZM186 190V189H185ZM188 190V189H187ZM28 191V192H27ZM42 191V190H41ZM49 191V190H48ZM101 191V190H100ZM111 191H109V193H111ZM165 191V192H164ZM102 192V191H101ZM163 192V193H162ZM175 192V191H174ZM177 192V191H176ZM187 192V191H186ZM185 192V193H186ZM30 193H31V195H33L32 197H31V195H30ZM49 194H50V192H48ZM91 193V192H90ZM108 193V195L107 196H112L113 197V195L112 194H109ZM115 193V194H114ZM102 194V196H104ZM135 194V193H134ZM164 194H163V196H164ZM51 195V194H50ZM98 195H99V193H98ZM101 195V194H100ZM99 195V196H100ZM136 195V194H135ZM138 195V194H137ZM145 197H144V196ZM168 195V194H167ZM167 195L165 194V196L167 197ZM187 195V194H186ZM38 196V195H37ZM106 196V195H105ZM104 196V198H107V197H105ZM141 196V197H140ZM164 196V197H165ZM174 196H176V197H174ZM179 198H178V197ZM95 197H97V196H95ZM116 197H118V196H116ZM158 196H156L155 198H157ZM166 197L165 198H163L164 200L166 199ZM171 197V196H170ZM97 198H103V197H97ZM109 199H110V201H108V199L106 200L107 202L105 203L104 202V204L106 205L107 203H109V202H111V199L112 198H110V197H108ZM123 198H125V197H122V199ZM100 199H98L97 201H96V198H95V202L97 203V204H100L99 203V201L100 202H102L101 204L103 205V201H102V199L100 200ZM117 199V198H116ZM116 199H114L115 201H116ZM120 199V198H119ZM34 200H35V197H34ZM59 200V198H57V202H60L61 201V199H60V201H58ZM124 200V199H123ZM122 200V201H123ZM113 201V200H112ZM114 201V202H115ZM118 201V200H117ZM116 201V202H117ZM165 201H169V202H171V204L169 203V205L171 206V205H173L172 204V201L173 200H165ZM164 201V202H165ZM175 201L176 200H174V205H175ZM55 202V201H54ZM186 202H188V203H186V205H184V206H189L190 205V207H191V204H190V202L189 201H187L186 200ZM205 202V201H204ZM112 203L113 202H111V204L110 205H112ZM118 203V202H117ZM117 203H116V206H117ZM119 203H125L126 205L125 206H127L128 208L130 207V205H129V200H128V198L126 197L125 198V200H124V202H121V201H119ZM118 203V204H119ZM166 203V202H165ZM200 203H202V202H200ZM95 203H94V201H93V205H94ZM121 204V207L123 206ZM188 204V205H187ZM205 204H207V203H204V204H202V206H200V207H202L201 208V210L203 209V207H204V205ZM146 205H148V206H146ZM173 205V206H174ZM193 205V204H192ZM195 205V204H194ZM193 205V206H194ZM208 205V204H207ZM101 206V205H100ZM114 206H115V203H114ZM116 206L114 207V208H116ZM182 206V207H181ZM195 206H197V205H195ZM111 207V206H110ZM112 207H113V205H112ZM117 207H119L120 208V204L117 206ZM141 207H143V208H141ZM176 207H177V205H176ZM198 208H199V206H197ZM39 208V207H38ZM123 209H124V206L122 207ZM193 208V207H192ZM192 208H190V209H192ZM111 209V208H110ZM123 209L122 210H120L121 212L119 213V214H117L118 213V209H116L117 210V217L116 218H119V219H117V220H124L123 219V217H125V218H127L126 216L128 215V214H126V216L124 215L125 213H128V212H125L124 214H123ZM166 209V208H165ZM174 211H175V206H174ZM178 209V210H177ZM176 209V211L179 213V208H177ZM194 209L195 208H193V211H194ZM65 210L66 209H63L62 210V212L64 211V213H66L65 212ZM113 210V209H112ZM115 210V211H116ZM125 210H127V209H124V211ZM145 210H144V212H145ZM154 210V211H153ZM156 210V211H155ZM195 210H197V208L195 209ZM216 210V209H215ZM228 211H226L225 212V209H224V211L223 212H221V211H219L218 209L216 210V212L214 211V215L213 214H206V213H202V211L201 212H199L200 211V208H199V211H194L195 213H193V211H192V215H190L191 214V212H190V217H189V219L191 218V220L190 221H192L193 223H191V224H193V226L195 225L196 227L193 229V231L191 230V234H189L187 231V233L185 232V230H184V232L183 233H181V232H178L179 231V229L177 228L176 230H178V231H176L175 230V228L174 229H172V230H170V229H168L169 227H171V228H173L172 226H171V224L169 223V222H167L168 224H170V225H168L167 223V226H165L166 227V231H168V234H167V232H166V234L168 235V236H166V238L168 237L169 238V240H170V238L172 237L173 238V240L175 239L174 237H176L177 239H179V241L180 240H182V242L180 241V243H178V244H173L174 246H172L173 248H169V247H167V249H162V247H161V245H159V247L157 248L156 247V249H155V247H154V245L155 244H157L158 245V242H162V238L160 237L161 236V234H159V233H162V232H159L160 230H163L165 227H161V229L158 231L157 229H155V230H157L158 231V233L157 234H159V236L157 237V235H156V233H152V234H150V235H152V237L151 238H153V236L154 235H156V236H154L155 238H153L152 240L155 242V244L153 245L152 243L153 242H150V241H148L149 243L148 244H150L151 243V245H150V247H152L151 249H152V259H150V261L152 260V263H153V261H158L157 262V264H160V262L162 261V263L161 264H241L240 263V257H244V256H246V252H244V248H243V251L242 252H244V253H246L245 255H243L242 256V253H240L241 252V249H239V248H237V247H231L230 249H224L225 250V252H224V254L222 253V251H220V249L218 250V249H216V248H213V249H216L215 251H212L213 249L212 248H210V247H204L203 246V244L205 243V244H210V243H212V242H209V241H213V243H214V241L215 240H220V239H223V237L224 236H227V238H229L230 240L231 239H234V240H237V239H240L241 237V235L239 236V235H229V237H228V235H220V234H222V230L224 229V227L225 228H228V227H230V225H231V223H232V221L234 220V218H236V216H237V214H239L240 213V209H237V208H233V209H231V210H229V209H227ZM67 211V210H66ZM110 211V210H109ZM129 211V210H128ZM185 211V210H184ZM69 213H70V211H68ZM67 212V213H68ZM105 212L106 211H102L101 213H103V215L105 214ZM148 212V213H149ZM198 212V213H197ZM242 212H244V213H248V210H246V209H242ZM95 213V212H94ZM106 213H108V211L106 212ZM111 213H113V212H111ZM115 213H113L114 215H115ZM147 213V214H148ZM156 213H153V214H156ZM166 213H167V211H166ZM97 214V213H96ZM96 214L94 215V216H96ZM113 214H112V217H113ZM164 215H165V217H168V216H166V215H169L168 213L167 214H165V212L163 213ZM48 215V216H47ZM97 215H99V214H97ZM102 215V216H103ZM119 215V216H118ZM177 215V214H176ZM47 216V217H46ZM72 216H73V218H72ZM70 218H72V219H74V215H72ZM90 216V215H89ZM92 216V218H93V215H91ZM142 217L144 216V214L143 215H141ZM148 216H151L150 214L149 215H145V217H146V220H147V218H148ZM153 216V215H152ZM155 216V215H154ZM163 216V215H162ZM186 216V215H185ZM164 216H163V218H165ZM170 217V219L172 218V216L170 215L169 216ZM168 217V218H169ZM181 217V216H180ZM179 217V218H180ZM188 217V216H187ZM186 217V219L187 220H189L188 218ZM49 218H51V217H48V219ZM80 219H81V221L84 219V218H82V217H79ZM78 217H76L75 219L77 220V219H79ZM92 218H91V222L89 221V219L90 218H88V223L89 224H91L92 222H94L95 220H94V218H93V220H92ZM96 218V221H97V217H95ZM150 219L152 218V217H149ZM148 218V219H149ZM182 218H184L183 216H182ZM15 219V220H14ZM46 219H44V220H46ZM79 219V220H80ZM101 219V218H100ZM99 219V220H100ZM110 219H112V218H110ZM114 219V221L116 220L115 218H113ZM128 219V218H127ZM130 219V218H129ZM144 219V218H143ZM211 219H213L212 221H211ZM21 220H23V221H21ZM50 221H51V219H49ZM76 220H69L70 222H73V223H75V221ZM120 220V222H122ZM131 220H132V218L129 220L130 221V223H131ZM173 220H174V218H173ZM180 220V219H179ZM184 220H185V218H184ZM27 221H31L30 223H28ZM42 221V220H41ZM46 221H48V220H46ZM78 221V220H77ZM79 222L80 224L82 223V222ZM85 221H86V219H85ZM95 221V222H96ZM129 221H128V223H129ZM138 221H144V220H142L140 217L138 218ZM149 221V220H148ZM148 221H147V223H148ZM150 221H152V219L150 220ZM177 221H178V218H177ZM183 221V220H182ZM182 221H180V222H182ZM190 221H187L188 222V225H189V223H190ZM18 222V221H17ZM78 222H76L77 224H78ZM84 222V221H83ZM99 222V221H98ZM95 223V225L97 226L99 223ZM123 222H125V220L123 221ZM172 222H174V221H172ZM178 223V225H181L182 223ZM184 222V221H183ZM126 223H127V221H126ZM129 223V224H130ZM151 223V222H150ZM177 223V222H176ZM176 223L174 222V225H176ZM186 223V222H185ZM195 223V224H194ZM94 224V223H93ZM91 225V226H88V227H92L91 229H93V227H95L96 228V226L95 225ZM101 224L103 225V222L101 221V223H100V225L99 226H101ZM187 224V223H186ZM190 224V225H191ZM230 224V225H229ZM37 224L35 223V226H36ZM82 225H85V224H82ZM86 225H87V223H86ZM143 226H144V223L142 224ZM160 225V224H159ZM160 225V226H161ZM229 225V226H228ZM129 226V225H128ZM127 226V228L128 229H125L126 230V232L124 233V231H122L124 228H126V225H125V227H124V224L123 225H121V227L123 228L121 231L124 233V237H126L127 236V230H129V227ZM169 226V227H168ZM192 226V227H193ZM222 226H224V227H222ZM227 226V227H226ZM36 227H39V229H41L40 228V226H36ZM145 227V226H144ZM144 227H142V228H144ZM150 227V226H149ZM158 227V226H157ZM157 227H155V228H157ZM168 227V228H167ZM219 227H221V228H219ZM101 228H102V226H101ZM141 228V229H142ZM146 228H147V226H146ZM159 228V227H158ZM163 228V229H162ZM211 228H213L214 229V233L215 234H217V235H215V237L213 238V239H211L210 237H208L207 238V236L208 235H206V233L205 232H207V231H209V230H207V231H205L206 229H211ZM97 230H98V228H96ZM100 229V228H99ZM105 229H107V230H105L104 232H109V230H108V228H105ZM137 230H136V234H135V232H134V234H135V238H136V236H137V239L140 241V238H142V237H138V236H142L143 234H142V232H144L145 233V231H146V229H145V231H144V229H142L143 231H141V229H139V228H136ZM182 229V228H181ZM180 229V230H181ZM184 229H186V228H184ZM222 229V230H221ZM94 230V229H93ZM97 230L94 232V238L93 239H90V241H89V239L87 238V242L86 241H84L85 239H86V237L83 239V241H82V244L85 242V245H86V243L88 244V241L90 242L88 245L89 246H91L92 248H99L98 249V251L100 250V254H98L97 253V255L99 256V258H97L96 256H95V258H94V256H93V258L92 257H90V258H92V259H98V260H100V261H102V257L103 256H105V257H103L105 260L107 259V256H108V258H111V257H113V255H114V259H111L110 260V262L112 261L113 263H115V264H142V263H140L141 261H144L146 258H144V259H142L141 257H140V254L139 255H137L138 254V252H140V251H138L139 249H135L136 247H135V245H137V243H138V240L136 241V244L134 243L135 242V240H130V238L131 239H135L134 237L132 238V235H131V237L129 238V240L127 239V237L129 236H127L125 239H123L119 234L121 233V231L119 232V234H118V232H116L117 233V235L119 236V238H118V236H117V238H114V237H116L115 235H116V233L114 234L113 232H111V234H113L112 235V237L114 238V240H111L112 242H113V245H112V243H103L104 242V240H105V242H109L110 240L108 239V241H106L107 240V236L105 237L106 239H104V236H105V234H103V231H99V232H97ZM187 230V229H186ZM204 230V231H203ZM224 230H226V229H224ZM117 231H119V229L117 230ZM149 231V230H148ZM202 231L205 233V235H206V238L204 237V236H202V235H204V234H202ZM107 232V233H108ZM164 232H165V230H164ZM226 232V231H225ZM127 233V234H126ZM133 232H131L130 234H132ZM148 233V232H147ZM202 235H201V234ZM110 234V235H111ZM170 234V235H169ZM200 234V235H199ZM211 234V233H210ZM225 234V233H224ZM86 236H87V234H85ZM84 235V236H85ZM109 235V236H110ZM123 235V234H122ZM148 235V237H145V235H144V237L145 238H150L149 237V234H147ZM162 235H164L163 233H162ZM214 235V234H213ZM242 235H244V234H242ZM83 236V235H82ZM108 236V238H110ZM171 236V237H170ZM212 236V235H211ZM111 237V238H112ZM144 237H143V239H144ZM204 237V238H203ZM213 237V236H212ZM240 237V238H239ZM243 237V236H242ZM245 237V236H244ZM247 237V236H246ZM151 238H150V240H151ZM157 238V240L155 241V239ZM225 238V237H224ZM80 239H81V237H80ZM164 239V238H163ZM199 239V240H198ZM226 239V238H225ZM173 240H171V244L169 243L168 245H172V243L174 242ZM176 240V239H175ZM205 240H206V242H205ZM208 240V241H207ZM52 241H54V240H52ZM110 241V242H111ZM173 241V242H172ZM59 244H60V242L59 241H57ZM64 241H62V243H63ZM103 243V244H100V243ZM145 242H147V240L145 239ZM145 242L141 239V244L142 243H144V249L146 248V247H148V245H147V243H146V245L147 246H145ZM176 242V241H175ZM53 243H55V241L53 242ZM52 243V244H53ZM79 243V242H78ZM140 243V242H139ZM57 244V243H56ZM82 244H81V246H82ZM91 244V245H90ZM107 244H111V246H109L108 247V245ZM54 245V244H53ZM80 245V244H79ZM84 244H83V246H85ZM88 245H86V246H88ZM140 245V244H139ZM166 245V244H165ZM164 245V246H165ZM167 245V246H168ZM56 246H58V245H56ZM60 246H62L61 244H60ZM59 246V247H60ZM88 246V247H89ZM141 246V245H140ZM143 246V245H142ZM156 246V245H155ZM63 247H64V245H63ZM110 247H112V248H110ZM133 247V248H132ZM150 247H148L149 248V251H150ZM130 248H132V249H130ZM137 248H138V245H137ZM140 248V247H139ZM143 248L141 249V250H143ZM148 248H147V251H148ZM169 248V249H168ZM109 249H115V251H114V253H112L111 254V250H109ZM133 249H135V252L137 251V254H135L134 253V250ZM154 249V250H153ZM131 250H133V252L131 251ZM223 250V251H224ZM247 250V249H246ZM245 250V251H246ZM66 251H67V249H66ZM66 251H64L65 253H66ZM105 251H106V254H104L105 253ZM108 251H110L109 253H110V255L108 254ZM147 251H146V253H147ZM149 251H148V253H149ZM53 252L54 251H51V254L52 255H54L53 254ZM61 252V251H60ZM63 252V253H64ZM69 251H67V253L66 254H69L68 256H70V254H72V253H68ZM71 252V251H70ZM220 252H221V254L222 255H224V257L222 256V258L221 259H223V258H225V256H227V254L229 253V258H227L226 257V259H223V260H221L220 259ZM227 252V253H226ZM225 253H226V255H225ZM243 253V254H244ZM108 254V255H107ZM149 254V258H150V255ZM176 255V257L178 256V257H181V258H178L177 257V260L176 261H173V259L175 258V256H173V255ZM51 255V256H52ZM63 254H61V256H62ZM147 255V254H146ZM212 255V256H211ZM56 256H57V254H56ZM55 256V257H56ZM65 256V255H64ZM72 256V255H71ZM87 257V259H90V258H88V255H86ZM100 256H101V259H100ZM110 256V257H109ZM140 258H139V257ZM171 256H173V257H171ZM66 257H67V255H66ZM84 257H85V255H84ZM145 257H147V256H145ZM147 257V258H148ZM169 257H171V259H170V261H169ZM210 257H211V259H210ZM250 257V256H249ZM58 258V257H57ZM63 258H64V260H66L65 259V257H62V258H60V259H62L63 260ZM70 258V257H69ZM81 258H83V257H81ZM85 258V259H86ZM246 258H248L247 256L245 257V258H243V259H246ZM251 258V257H250ZM249 258V259H250ZM253 258H254V256H253ZM108 260V259H107ZM147 260V259H146ZM149 260V259H148ZM148 260H147V262H148ZM247 260V259H246ZM80 261L82 262V261H84L85 262V260H84V258L83 259H80ZM241 261H245V260H242L241 259ZM146 262V261H145ZM170 262H173V263H170ZM156 263V262H155ZM145 264H147V263H145ZM243 264H245V263H243Z\"/></svg>",
    "mask_w": 264,
    "mask_h": 264
},
{
    "label": "crops",
    "instance_id": "0c3cea01",
    "mask_svg": "<svg viewBox=\"0 0 264 264\" xmlns=\"http://www.w3.org/2000/svg\"><path fill=\"white\" fill-rule=\"evenodd\" d=\"M150 28H146L145 31L149 32ZM214 56L210 57V61L199 62L197 67L202 69L208 67L211 70H222L226 67L237 68V69H249L253 66L259 67L264 66V54H245L242 52L238 53H214ZM225 59H232L226 61ZM211 81L218 83L221 81L216 76L211 78ZM211 95V97L203 99L200 104L207 107L222 106L224 103H228L229 106H234L235 102L232 100H224L219 97V89ZM255 98V116L261 120L264 117V86L263 88L257 89ZM213 117L219 118L222 114L219 109L212 110ZM234 113V111L232 110ZM256 136H260V140L254 142L256 144L264 143V131L256 132ZM233 153L237 154L234 155ZM232 155L219 158V164L222 167L227 166L231 169H235L234 173H238L233 180H228L233 187L232 202L234 205L237 203L240 205L234 206V209H240V213L237 214L236 218L232 221L235 231L234 234H260L264 233V147H255L248 154L247 157L240 156V152H233ZM243 155V154H242ZM235 156V157H232ZM206 164H216L215 157L206 156ZM218 159V158H217ZM231 162V163H229ZM230 164V165H229ZM218 166V165H217ZM238 169V170H237ZM237 170V171H236ZM239 171V172H238ZM225 181V180H224ZM243 204V205H242ZM242 209L248 210V213L242 212Z\"/></svg>",
    "mask_w": 264,
    "mask_h": 264
}]
</instances>
